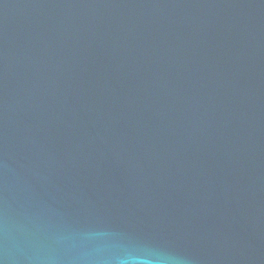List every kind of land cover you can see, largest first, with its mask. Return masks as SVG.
<instances>
[{
	"label": "water",
	"instance_id": "water-1",
	"mask_svg": "<svg viewBox=\"0 0 264 264\" xmlns=\"http://www.w3.org/2000/svg\"><path fill=\"white\" fill-rule=\"evenodd\" d=\"M0 264H264V0H0Z\"/></svg>",
	"mask_w": 264,
	"mask_h": 264
}]
</instances>
